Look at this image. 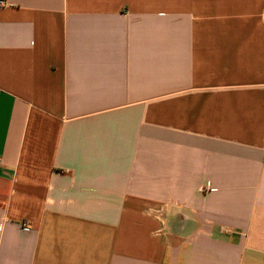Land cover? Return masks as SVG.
Listing matches in <instances>:
<instances>
[{
	"label": "crops",
	"instance_id": "1",
	"mask_svg": "<svg viewBox=\"0 0 264 264\" xmlns=\"http://www.w3.org/2000/svg\"><path fill=\"white\" fill-rule=\"evenodd\" d=\"M0 1V264H264V0Z\"/></svg>",
	"mask_w": 264,
	"mask_h": 264
},
{
	"label": "built area",
	"instance_id": "2",
	"mask_svg": "<svg viewBox=\"0 0 264 264\" xmlns=\"http://www.w3.org/2000/svg\"><path fill=\"white\" fill-rule=\"evenodd\" d=\"M1 3H2V1H0V4ZM263 17H264V13H263ZM207 188H208V186L207 185H204V186L201 187V190L205 191Z\"/></svg>",
	"mask_w": 264,
	"mask_h": 264
}]
</instances>
